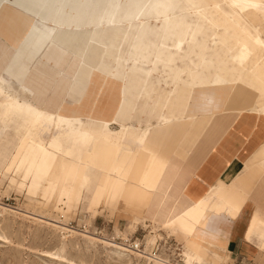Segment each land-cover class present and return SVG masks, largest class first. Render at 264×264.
<instances>
[{
	"label": "rangeland",
	"instance_id": "1",
	"mask_svg": "<svg viewBox=\"0 0 264 264\" xmlns=\"http://www.w3.org/2000/svg\"><path fill=\"white\" fill-rule=\"evenodd\" d=\"M134 1L136 0H83L82 20L87 21L88 18L101 16L112 5L117 6L116 10L126 12ZM173 2L179 3L177 0ZM148 11V8L143 9L142 19H150ZM175 13L180 12L176 10ZM35 22L40 24L37 20ZM33 25L32 18L17 10L4 6L0 11V37L5 42L0 39V77L5 78L3 81L12 83L14 90H17L18 85L20 88L28 86L32 89H19L21 98L34 97L37 103L41 104L40 107L49 112H59L70 116L90 112L92 103L97 99L93 115L117 118L121 122L124 121L127 126L133 127L140 136L146 137L150 146L162 151L168 157L167 174L175 165L178 169L177 174L186 168L188 162H182L179 150H174L177 149L178 140L177 142L171 140L177 138L174 128L184 127V124L188 123L187 115L182 117L178 115L177 120L164 124L166 109L160 113L159 118H156L150 114L151 107L143 110L141 103L133 99L135 110L129 120L125 115L117 116L116 110L120 101L122 84L119 81L110 80H105L102 84L99 82V79L107 78L108 67L115 69V64L107 53L97 65L86 90L83 93L72 91L71 81L75 80L83 58L79 59L77 64L76 53L70 48H66L65 52L61 48L53 47L50 43L46 44L42 35L36 36L32 32ZM149 25L155 34L151 36V42L154 45L151 54L142 64L146 71L153 66V56L162 34V24L149 20ZM255 25L262 29L264 37V18L261 16V19H256ZM108 36L103 44L107 47ZM101 38L100 33L95 37L97 42L79 35L72 43L74 47L83 43L84 46L91 47L90 50H96ZM204 39L200 37L201 41ZM228 41L229 45L233 43L231 39ZM7 44L17 49V53H14ZM168 44L172 47L171 42ZM208 46L205 54V63L208 67L196 66L199 78L204 84L217 80L226 68L229 72L226 71L227 74H224L226 76L223 81L224 86L232 87L234 80L231 76H242L240 79L242 84H235L233 91L224 92L227 96L225 95V99L218 103H215L212 95L209 96L208 88H206L208 94L201 87L195 91L194 97H201L196 122L207 125L214 115L208 127V133L214 124L218 126L215 134L211 137L208 134V138L210 137L208 144L211 145L216 142L227 121L236 118L240 108L250 106V109L241 111L258 110L264 114V84H259L250 75H245L247 69L236 65L233 61L234 53L229 51L227 44H222L220 40H208ZM183 49L188 50L186 44H183ZM88 51L87 47L85 58L91 54ZM113 55L118 53L113 52ZM193 60L198 62L196 57ZM186 64L192 65L188 58L179 66L184 68ZM8 65L10 66L5 72ZM201 81L197 82L200 84ZM154 82L166 91L171 89L166 87V84H171L172 88H175L177 84L168 79L167 73L163 71L155 74ZM246 86L252 90L247 89ZM141 90L142 88L139 87L134 92L135 95ZM6 92L9 95L14 93L12 89ZM69 96L73 99L70 104L65 101ZM85 96L90 100L86 101ZM237 101H241V105L234 107L232 104H237ZM2 118L6 120L0 122V125L4 126L0 127V264L226 263L225 250L217 239L219 234L212 232L213 228L208 226L205 234L199 233L197 236L199 224L195 216L187 213V223L177 226L163 225L157 220L159 206L168 202L166 198L169 191L178 181L167 187L168 181L165 178L160 192L153 196L147 207H143L139 202L127 203L119 196H115L116 198L112 200L109 198L105 200L101 198V194L105 184L103 179L110 166V160L99 157L96 162L104 174L96 191L83 189L78 197L79 181L73 180L77 162L72 164L68 176L63 181H61V173L73 156L80 154L86 157L89 154L86 147H80L60 156L45 182L37 189L31 188V180L24 182L22 176L16 173V168L9 163L17 141L24 132L21 127L22 121L17 116L7 118L3 111ZM112 129V131H119L120 128L114 125ZM205 134L206 132L198 141V147L189 163L194 162L196 157L207 149L203 147ZM94 150L99 151L98 148ZM263 164L264 145L247 166L258 165L264 169ZM139 171L141 172V169L133 170L129 178L131 182L138 181ZM60 188L64 191L62 197L58 194ZM237 192L238 188L235 185L220 184L216 187L213 191L215 196V198L213 196V211L218 213L228 205L227 201L235 200ZM253 234L260 241V245L264 246V235L251 233L248 235L250 241Z\"/></svg>",
	"mask_w": 264,
	"mask_h": 264
},
{
	"label": "bare ground",
	"instance_id": "2",
	"mask_svg": "<svg viewBox=\"0 0 264 264\" xmlns=\"http://www.w3.org/2000/svg\"><path fill=\"white\" fill-rule=\"evenodd\" d=\"M177 1L178 4L173 0H136L131 2L129 10L123 13L116 10L117 6L112 5L103 15L88 18L87 21L82 20L83 0H2L0 11L6 6L26 14L33 19L32 32L36 36L42 35L46 44L50 43L65 52L66 48H70L76 53L77 64L79 59L83 58L75 80L71 81L72 91L83 93L86 90L97 65L107 53L114 62L115 69L108 67L107 78L99 79V82L102 84L103 81L110 80L122 84L117 116L125 115L129 120L135 110L132 100L136 99L141 103L143 110L151 107L150 114L156 118L166 109L164 124L177 120L178 115H187L190 123L198 117L201 97L195 98L194 94L199 87L206 90L207 94L209 89V96L212 95L215 103H218L227 96L224 92H231L235 84H242V76L239 75L231 76L234 80L232 87L223 85L226 78L224 74L229 72L227 68L217 80L208 84L201 81L196 66L208 67L205 63L208 40H220L222 44H227L229 51L234 53L233 61L236 65L247 69L245 75H250L259 84H264V37L262 29L255 25L256 19H261V16L264 18V0ZM144 8L149 9V20L162 24V34L153 56V66L147 71L143 69L142 64L151 54L154 46L151 36L155 33L149 25V20L142 19ZM176 10L180 13L176 14ZM36 20L40 24H37ZM99 33L102 38L98 41L96 50H90L91 47L84 46L83 43L73 46L72 41L79 35L97 42L95 37ZM107 36L108 47L103 45ZM200 37L205 39L201 41ZM0 39L3 41L1 37ZM229 39L233 42L230 45ZM183 44L187 45L188 50L183 49ZM8 46L17 53V49ZM87 47L91 54L85 58ZM113 52L118 55H113ZM194 57L198 62L193 60ZM186 58L192 65L186 64L181 68L179 65ZM162 71L167 73V78L172 82H177L175 88L166 84V87L171 88L166 91L162 86L155 84V74ZM3 80L5 78L1 77L0 107L7 118L19 117L24 130L10 165L16 168V173L22 176L24 182L31 180V188L37 189L45 182L60 156L68 154L71 150L86 147L89 154L86 157L80 154L73 156L61 173L63 181L68 176L72 164L77 162L73 180L79 181L78 197L83 189L96 191L104 174L96 161L102 157L110 160V166L103 179L105 184L101 198L112 200L115 196L122 199L132 196L138 199L139 203L148 202L153 198L151 189L156 186L149 181L150 169H155L156 162L151 161L146 152V137L140 136L133 127L127 126L117 118L93 115L94 102L90 112L76 116L39 109L28 99H20V85L14 90L12 83ZM197 81H201L200 84ZM139 87L142 90L135 95L134 92ZM11 89L14 93L7 94L6 90ZM72 100L71 96L65 99L69 104ZM114 125L120 128L119 131H112ZM95 148L99 151H95ZM142 153L143 156L147 155L149 160L138 164L137 159ZM136 169H141L140 178L137 182H131L129 178ZM63 192L60 188L59 197H62ZM227 203L229 208L224 207L215 213L213 197H208V191H205L198 196L192 207L177 217L168 219L165 224L184 225L187 223L188 213L195 216L199 224L197 236L199 233L205 234L208 226L213 228L212 232L220 234L225 223L238 217L240 203L233 200ZM252 227L253 222L249 232ZM121 249L126 250L124 247Z\"/></svg>",
	"mask_w": 264,
	"mask_h": 264
},
{
	"label": "crops",
	"instance_id": "3",
	"mask_svg": "<svg viewBox=\"0 0 264 264\" xmlns=\"http://www.w3.org/2000/svg\"><path fill=\"white\" fill-rule=\"evenodd\" d=\"M10 65L6 67L5 72ZM25 88L32 90L28 86L21 87V89ZM247 89L249 88L247 87ZM20 99H28L38 108L48 111L40 107L41 104H38L34 97L21 98L20 95ZM85 100L89 101L90 99L85 96ZM96 102L97 99L94 105H96ZM237 102V104L232 105L234 107L241 105V101ZM249 107L240 108L236 118L227 121L216 142L211 145L208 144V140L217 132L218 126L214 124L209 133L207 130L214 115L207 125L195 120L184 124V127H175L177 138L171 141L177 142L178 140L179 144L176 146L177 149L174 150H179L182 162H188L186 168L180 174H177L176 165L167 174L169 159L162 151L150 146L149 143L147 146L148 151H146L151 161L156 162L155 169H150L149 181L150 184L156 186L155 189H151L154 195L160 192L165 178L168 181L167 187L178 181L177 184L172 186V190L169 191L166 198L168 202L170 201V204L167 202L159 206L156 218L163 225L168 219L175 218L192 207L198 200V196L205 193V191H208V197H213L214 189L219 187L220 184L225 186L235 185L238 188L235 200H233L242 203L239 205L238 217L225 223L217 238L225 250V256H227L225 264H237L240 260L253 261L254 264H264V246L260 245V241L254 234L251 236L252 241L248 239V235L251 233L264 235V169L258 165L254 167L247 166L264 145V114L258 110L254 112L250 110L241 111L242 109H250ZM4 120L6 119L2 118V108L0 107V122H4ZM0 127L3 128L4 126L0 125ZM205 132L206 137L203 147L204 149L207 147V149L199 157L197 156L194 162L189 163L191 156L198 147V141ZM20 140L21 136L10 156V164L17 152ZM149 157L147 155L143 156L142 153L138 157L137 163L141 164L145 160L148 161ZM123 201L127 203L139 202L138 199L132 196L126 197ZM150 201L141 204L143 207H147ZM229 207V205L225 206V208ZM252 222L253 227L249 232Z\"/></svg>",
	"mask_w": 264,
	"mask_h": 264
},
{
	"label": "built area",
	"instance_id": "4",
	"mask_svg": "<svg viewBox=\"0 0 264 264\" xmlns=\"http://www.w3.org/2000/svg\"><path fill=\"white\" fill-rule=\"evenodd\" d=\"M237 264H254V262L252 261H242L240 260Z\"/></svg>",
	"mask_w": 264,
	"mask_h": 264
},
{
	"label": "snow or ice",
	"instance_id": "5",
	"mask_svg": "<svg viewBox=\"0 0 264 264\" xmlns=\"http://www.w3.org/2000/svg\"><path fill=\"white\" fill-rule=\"evenodd\" d=\"M254 7H256V5H253Z\"/></svg>",
	"mask_w": 264,
	"mask_h": 264
}]
</instances>
